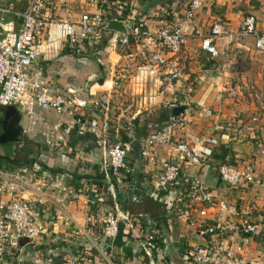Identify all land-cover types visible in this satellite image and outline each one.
I'll list each match as a JSON object with an SVG mask.
<instances>
[{
  "label": "built area",
  "instance_id": "built-area-1",
  "mask_svg": "<svg viewBox=\"0 0 264 264\" xmlns=\"http://www.w3.org/2000/svg\"><path fill=\"white\" fill-rule=\"evenodd\" d=\"M3 1L0 0V118L3 109L15 107L20 114L24 113L29 118V127L24 129V133L41 135L49 148L58 150L65 148L71 130L76 128L78 133L87 134L98 145H102L106 149V156L98 163L99 175L103 178L100 184L94 178L74 179V182L72 178V184L64 188H49L47 169L36 161L17 167H0V264H11L24 249L23 245L49 247L52 245L49 243H54L55 239L45 222L43 200L51 201L52 193L59 188L61 196L57 197L62 199L77 194L86 197L89 209L87 225L85 229L79 228V236L85 246L75 253V257L45 254L31 264H68L65 262L67 258L69 264H75L80 259L86 262L102 259L106 264H126L125 257L108 255L105 250L107 244H113L117 239L121 224L124 226L126 240L137 241L147 254H151L152 250L157 251L158 264H166L161 253L166 238L159 223L147 213L127 212L125 216H120L105 207L106 199L110 192H114L115 186L124 181L127 159L134 151L135 144L144 148L143 156L151 163H155L156 159L149 149L157 146L169 149V159L163 164V172L157 177L155 187L157 193L168 194L179 185L185 168L198 167L213 157L217 140L189 134L184 140H179L177 129L183 126L179 119L171 120L161 131L140 138L136 135V122L141 110L124 121L118 120L112 127L110 122L102 121L94 114L105 103L95 98H83L80 91L72 87H68L64 93L54 92L41 70L31 72L36 61L51 55V48L58 50L62 45L70 49L75 57H81L90 52L93 40H104L112 32L115 45L126 51L131 38L136 40L138 34L127 31L118 33L106 27L113 18L107 10L110 0H95L99 9L94 13H85L76 23L60 21L55 16L57 0H25L24 8L19 11L12 5H4ZM205 1L191 0L177 26L160 29L153 34L142 33L155 49L150 47L135 56L129 55L123 78H127L131 94L141 97L145 102V109L150 110L155 104L152 85L159 94L171 96L160 102L159 106L165 109L191 102L190 90L179 95L176 86L183 69L181 71L173 58L179 57L187 43L190 32L185 30V26L191 27L194 35L200 34L193 28V23ZM7 16L20 20L17 32L7 30ZM52 27L57 30L55 39L51 33ZM219 27L214 26L209 35L203 38L202 50L216 53L213 41L223 35ZM237 35L253 37L256 50L264 53V34L257 31V19L254 16L244 19ZM115 86L117 88L119 84L115 83ZM241 88L235 83L233 93L241 92ZM252 98L257 107L264 108V94L254 93ZM38 110L53 111L67 119L51 123L47 117L39 115ZM215 172L229 187L254 180L252 163L240 166L226 161L219 164ZM191 179L175 197L170 216L184 221L193 233L203 239H210V243L203 248L196 247L181 260V264H264L263 259L242 255L248 236H254L264 246V229L248 221H243L241 225L232 224L228 230L237 233L238 245L234 249L229 247L220 235L221 229L209 225L206 219L212 209L217 213L231 209L199 179L195 176H191ZM59 180L56 178L54 182ZM132 201L138 202V198L133 197ZM88 225L92 227L91 230Z\"/></svg>",
  "mask_w": 264,
  "mask_h": 264
},
{
  "label": "crops",
  "instance_id": "crops-1",
  "mask_svg": "<svg viewBox=\"0 0 264 264\" xmlns=\"http://www.w3.org/2000/svg\"><path fill=\"white\" fill-rule=\"evenodd\" d=\"M24 1L4 0L3 3L12 5L19 11L24 8ZM190 1L110 0L107 10L111 18H125L128 24L127 32L138 34L136 40L131 38L126 51L115 45L112 32L104 40H93L90 52L81 57H75L70 49L62 45L58 50L51 48V55L36 61L31 72L41 70L54 92L64 93L68 87H72L78 89L83 98H95L105 103L106 105L104 104L103 108L94 114L102 121L110 122L112 127L118 120L124 121L136 111L144 109L148 116L143 117L141 111L136 122V135L141 138L161 131L172 120L170 118L172 109H165L159 105L162 100L170 99L171 96L159 94L152 85V94L156 96L153 103L156 105L154 104L148 113L149 109L144 108L145 102L142 98L131 94L130 85L127 78H123L125 76L123 73L126 72L125 66L129 55L135 56L139 51L150 47L152 50L155 49L141 34L144 32L153 34L160 29L177 26L182 21ZM98 9L99 5L95 0H57L54 14L60 21L76 23L85 13H94ZM248 16L257 19V31L264 34V0H206L193 23V28L200 34L194 35L191 27L185 26V30L190 32L187 43L179 57L173 58L181 71L183 69L176 86L179 95L182 96L189 90L191 92L192 86L194 90L197 89L195 95L191 96V102L187 103L189 110L186 115L179 118L183 126L177 129L178 139L184 140L187 134L215 138L218 144L214 146L213 157L198 167L185 168L179 185L168 194H159L155 190L157 177L163 172V164L169 159V149L159 146L149 149L156 159L155 163H151L143 156L144 148L137 143L127 159L124 181L117 184L114 192H110L106 199L105 207L120 216H125L127 212L147 213L159 223L166 238V244L161 252L166 264H181V260L190 255L196 247L203 248L210 243V239H203L193 233L184 221L170 216V208L175 197L187 183H190L191 176L199 179L231 209L225 213H217L212 209L206 219L209 225L221 229L220 235L229 247L234 249L238 245L237 233L228 230L232 224L241 225L243 221H248L249 224L264 229V153H262L264 108L257 107L252 99L238 104L228 99L223 104L213 100L214 95L210 96L213 87L215 93L218 91L221 93L222 89V82L218 79H222L224 75H219L222 73L219 70L217 72L211 70L217 58H222L223 54L231 50H240L246 56L264 55L256 50L253 37L241 38L237 35L242 22ZM5 22L8 31L19 30L20 20L16 17L7 16ZM216 25L220 26L223 35L213 41L216 53L211 54L201 49V42ZM51 33L55 39L57 35L55 27L51 28ZM192 79L197 81L196 85H192ZM115 83L119 84L117 88ZM257 83L264 93V81L260 80ZM192 105L198 110L194 112ZM37 113L47 117L51 123L67 119L61 118L53 111L38 110ZM83 142L88 150L93 147L94 153L86 155L89 156L87 159L89 162L94 158L97 160V170L94 173L93 169L73 167L70 163V155L72 157L74 151L82 147ZM18 145L29 157L34 154L37 146L43 147L41 163L49 169H47L49 188L56 186L64 188L72 184V178L73 182L74 179L96 178L99 175L98 163L106 156V149L102 145H98L91 136L78 133L76 128L71 130L63 150L49 148L41 135L32 136L25 133L23 143ZM226 161L240 166L252 163L254 180L237 187L225 185L216 174L215 168ZM53 168L59 171L53 174L50 171ZM56 178L60 180L54 182ZM59 189H54L51 201L43 200L45 222L55 239L54 243H49L52 244L49 247L41 246L43 248L23 245L24 249L11 264H31L40 257L43 258L45 254L75 257V253L85 246L84 240L79 236V228L85 229L87 225L86 216L89 209L86 197L77 194L62 199L57 197L61 196ZM133 197H137L138 202H133ZM33 198L31 199L34 200ZM123 240L124 246L130 249L133 257L130 258L124 250L121 252L114 243L111 255L125 257L126 264H158L157 251L152 250L151 254H147L137 241L126 240V237ZM242 255L264 260V246L254 236H248ZM93 263L106 264L102 259ZM93 263L77 261L75 264Z\"/></svg>",
  "mask_w": 264,
  "mask_h": 264
},
{
  "label": "rangeland",
  "instance_id": "rangeland-1",
  "mask_svg": "<svg viewBox=\"0 0 264 264\" xmlns=\"http://www.w3.org/2000/svg\"><path fill=\"white\" fill-rule=\"evenodd\" d=\"M243 38L242 36H239ZM230 54V55H229ZM222 58H217L216 62L212 65L211 70L212 72H217L218 70L221 71L222 73L219 75H224L221 80V93L214 92V87L212 89V92L210 96L214 95L213 100H218L222 102L223 104L225 103L226 100L230 99V101H233L236 104L242 102V101H248L250 99L253 100L252 95L254 93H263V91L260 89L258 86V81H264V55L258 54V56L253 57V55L246 56L243 52L240 50L236 51H227V53L223 54L221 56ZM263 77V79L261 78ZM192 85H196L197 81L195 79H192L191 81ZM235 83H238L242 88L241 92L233 93V87L235 86ZM216 84V83H215ZM191 85V86H192ZM219 85V83H218ZM197 90V89H195ZM194 90V86H192V91L190 92L191 96H194L196 91ZM254 101V100H253ZM191 106V104H190ZM213 106V105H212ZM193 111H197L198 109L193 106ZM228 108V106H227ZM144 110V109H143ZM143 112V117H147L146 111ZM151 110L148 111V113ZM22 116V121L21 125L24 129H27L28 127V116L24 113H21ZM85 143L83 142V145ZM78 147V151L75 150L74 155H70V163L73 167L78 166L79 168L86 167L88 169H93L96 172L97 170V160L94 158V160H90V162L87 160L89 159V156L86 154H93L94 150L93 147L91 149H87V147L84 145V147ZM0 150H1V155H6L9 154V156L12 159H17V161L27 159L29 161H36L38 163H41V157L42 152L44 151L43 147L40 145L36 147V151L34 152L33 155L29 157V155H26L25 152L22 150L21 147L19 146H14L13 144H8L5 146L0 145ZM79 157V158H78ZM94 157V155H93ZM51 164V163H50ZM59 164V163H58ZM69 167V164H67ZM57 166H54V168ZM53 168V169H54ZM89 175V174H85ZM69 258L65 261L66 263L69 264ZM80 262H84L85 260L80 259ZM93 263V262H92ZM94 264V263H93Z\"/></svg>",
  "mask_w": 264,
  "mask_h": 264
},
{
  "label": "water",
  "instance_id": "water-1",
  "mask_svg": "<svg viewBox=\"0 0 264 264\" xmlns=\"http://www.w3.org/2000/svg\"><path fill=\"white\" fill-rule=\"evenodd\" d=\"M127 21L125 18H113L107 23L109 30L116 31L118 33H124L127 31ZM189 110L188 105L174 106L170 113L172 120H178L180 117L185 116ZM22 116L15 107H8L2 110V116L0 119V145L5 146L8 144H21L24 141V129L21 125ZM106 253L111 254L112 244L109 243L106 246Z\"/></svg>",
  "mask_w": 264,
  "mask_h": 264
},
{
  "label": "trees",
  "instance_id": "trees-1",
  "mask_svg": "<svg viewBox=\"0 0 264 264\" xmlns=\"http://www.w3.org/2000/svg\"><path fill=\"white\" fill-rule=\"evenodd\" d=\"M160 128L162 126H159ZM148 135V134H147ZM32 144V143H31ZM14 146H19L18 144H13ZM33 146V145H31ZM25 149V148H24ZM27 155V154H26ZM35 161V160H34ZM27 164H31L29 160L27 159H23L20 161H17V159H12L9 154L6 155H0V167H4V168H11V167H17V166H22V165H27ZM41 166H43L44 168L48 169L47 166L44 163H39ZM49 170V169H48ZM50 171L55 174L57 173L59 170H55V169H50ZM99 184L102 181V177L100 175H98L96 178H94ZM90 230L92 229V227L90 225L87 226ZM126 237L125 233H124V226L121 224L120 225V229H119V235L117 237V239L114 242V246L118 247L119 250L122 252L123 250L127 252V254L130 256V258L133 257L131 251L129 248H126L124 246V240L123 238Z\"/></svg>",
  "mask_w": 264,
  "mask_h": 264
}]
</instances>
